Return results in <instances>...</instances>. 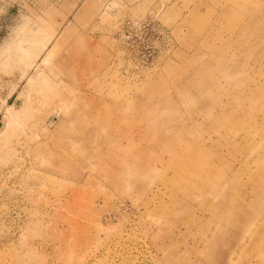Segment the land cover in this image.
I'll use <instances>...</instances> for the list:
<instances>
[{
    "label": "rangeland",
    "instance_id": "374dc122",
    "mask_svg": "<svg viewBox=\"0 0 264 264\" xmlns=\"http://www.w3.org/2000/svg\"><path fill=\"white\" fill-rule=\"evenodd\" d=\"M110 1L0 0V264H264V0Z\"/></svg>",
    "mask_w": 264,
    "mask_h": 264
},
{
    "label": "built area",
    "instance_id": "2783aa9c",
    "mask_svg": "<svg viewBox=\"0 0 264 264\" xmlns=\"http://www.w3.org/2000/svg\"><path fill=\"white\" fill-rule=\"evenodd\" d=\"M116 36L135 70L152 67L170 45L168 29L152 16L123 20Z\"/></svg>",
    "mask_w": 264,
    "mask_h": 264
},
{
    "label": "crops",
    "instance_id": "0c3cea01",
    "mask_svg": "<svg viewBox=\"0 0 264 264\" xmlns=\"http://www.w3.org/2000/svg\"><path fill=\"white\" fill-rule=\"evenodd\" d=\"M144 1H146V0H111L110 3L111 4H122L123 6H125L129 10V8H128L129 5L132 6V5H136V4H141V3H144ZM158 2H159V0H156V3H158Z\"/></svg>",
    "mask_w": 264,
    "mask_h": 264
}]
</instances>
